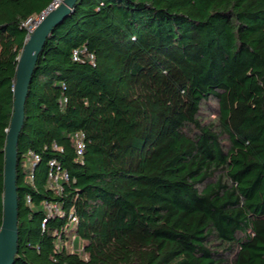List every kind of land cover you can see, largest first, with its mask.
<instances>
[{
  "label": "trees",
  "instance_id": "obj_1",
  "mask_svg": "<svg viewBox=\"0 0 264 264\" xmlns=\"http://www.w3.org/2000/svg\"><path fill=\"white\" fill-rule=\"evenodd\" d=\"M54 1L0 0V228L25 22ZM19 142L14 264H264V0H79Z\"/></svg>",
  "mask_w": 264,
  "mask_h": 264
},
{
  "label": "water",
  "instance_id": "obj_2",
  "mask_svg": "<svg viewBox=\"0 0 264 264\" xmlns=\"http://www.w3.org/2000/svg\"><path fill=\"white\" fill-rule=\"evenodd\" d=\"M79 0H62L58 6L50 5L45 15L25 39L16 66L12 87L14 101L4 148L3 218L0 228V264H14L18 253V144L25 121V105L36 64L50 33L69 16Z\"/></svg>",
  "mask_w": 264,
  "mask_h": 264
},
{
  "label": "built area",
  "instance_id": "obj_3",
  "mask_svg": "<svg viewBox=\"0 0 264 264\" xmlns=\"http://www.w3.org/2000/svg\"><path fill=\"white\" fill-rule=\"evenodd\" d=\"M62 2V0H55L51 5L53 7H56L58 6V4ZM46 13V10H44L40 15H37L35 17H31L29 18L26 22H25V25L27 26L29 32L32 31L36 25L38 24V22L42 19V17L45 15ZM74 57L75 59L77 60L79 58V53L78 51H75L74 52ZM84 138H85V132L84 131H78L76 134H75V141H76V147H77V152L79 155H82L83 154V149L85 147V142H84ZM32 156L35 160H39V156L35 153H32ZM55 162H52V164H54ZM50 178L52 179L55 187L57 188V190H61L63 188L62 184H61V181L62 180H68L70 178V175L69 173L64 170L61 172H56V171H51L50 172ZM46 207H47V211L48 213L52 214V213H55V212H60L62 213L63 210H61L60 206L56 203H47L46 204ZM76 217H72V221H76ZM46 221V220H45Z\"/></svg>",
  "mask_w": 264,
  "mask_h": 264
},
{
  "label": "rangeland",
  "instance_id": "obj_4",
  "mask_svg": "<svg viewBox=\"0 0 264 264\" xmlns=\"http://www.w3.org/2000/svg\"><path fill=\"white\" fill-rule=\"evenodd\" d=\"M216 116V113L214 112V113H212V117H215Z\"/></svg>",
  "mask_w": 264,
  "mask_h": 264
}]
</instances>
